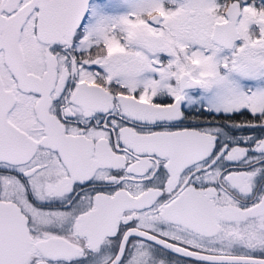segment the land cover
<instances>
[{
  "label": "snow or ice",
  "instance_id": "1",
  "mask_svg": "<svg viewBox=\"0 0 264 264\" xmlns=\"http://www.w3.org/2000/svg\"><path fill=\"white\" fill-rule=\"evenodd\" d=\"M0 264H264V0H0Z\"/></svg>",
  "mask_w": 264,
  "mask_h": 264
}]
</instances>
